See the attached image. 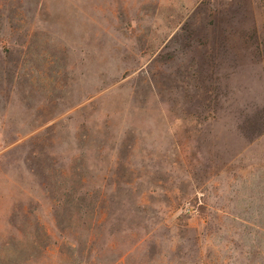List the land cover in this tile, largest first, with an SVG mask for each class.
<instances>
[{"label":"rangeland","instance_id":"374dc122","mask_svg":"<svg viewBox=\"0 0 264 264\" xmlns=\"http://www.w3.org/2000/svg\"><path fill=\"white\" fill-rule=\"evenodd\" d=\"M0 264H264V0H0Z\"/></svg>","mask_w":264,"mask_h":264}]
</instances>
